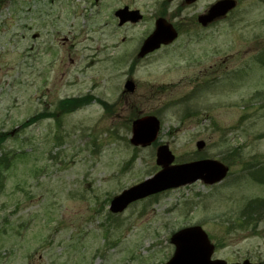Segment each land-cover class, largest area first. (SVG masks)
<instances>
[{
    "label": "rangeland",
    "instance_id": "1",
    "mask_svg": "<svg viewBox=\"0 0 264 264\" xmlns=\"http://www.w3.org/2000/svg\"><path fill=\"white\" fill-rule=\"evenodd\" d=\"M163 1L0 0V264H165L170 237L193 226L213 259L264 264V4L237 0L203 29L219 0ZM124 6L140 24L117 27ZM164 8L177 40L135 60ZM67 99L87 102L60 108ZM146 116L161 129L134 147L131 123ZM160 145L174 165L215 160L229 175L109 214V199L160 170Z\"/></svg>",
    "mask_w": 264,
    "mask_h": 264
},
{
    "label": "water",
    "instance_id": "2",
    "mask_svg": "<svg viewBox=\"0 0 264 264\" xmlns=\"http://www.w3.org/2000/svg\"><path fill=\"white\" fill-rule=\"evenodd\" d=\"M196 0H187V4H193ZM235 7L233 0H223L213 5L206 15L198 18L202 26H206L212 21L224 17ZM119 18V25L126 21L136 22L140 19L137 12H128L127 9L115 14ZM176 38V34L170 26L165 25L162 20L156 22L155 32L145 41L139 57L158 49L161 45H167ZM125 89L133 92L134 86L127 82ZM159 123L153 117L136 120L132 123V138L130 143L133 146H148L157 136ZM203 143L196 144L198 150L203 148ZM156 164L162 170L151 179L123 191L110 203V212L118 214L124 211L128 205L149 196L163 191L183 187L202 181L204 184L212 186L222 181L227 173V168L222 164L205 160L186 164L182 166L170 167L173 156L167 146L157 149ZM175 246V253L167 264H226L223 261H210L213 251L209 244L206 234L200 227H192L181 230L174 234L170 239ZM243 264H248L247 262Z\"/></svg>",
    "mask_w": 264,
    "mask_h": 264
},
{
    "label": "flooded vegetation",
    "instance_id": "3",
    "mask_svg": "<svg viewBox=\"0 0 264 264\" xmlns=\"http://www.w3.org/2000/svg\"><path fill=\"white\" fill-rule=\"evenodd\" d=\"M100 1H102V0H93V3L95 4V5H99V2ZM173 1H175L176 2V0H165V1H163V2H160V3H158L157 2V5L155 6V7H157V8H163V7H167L166 8V10H168V9H170V5H171V3L173 2ZM178 1V4L176 3V5L178 6V8H181V7H183V6H187V0H177ZM236 1V3L238 4V2H237V0H235ZM259 3H261V4H264V0H257ZM169 4V5H168ZM236 7H237V5H236ZM124 8H126V9H128V10H135V11H138L139 13H140V15H141V19L139 20V21H137L136 23H131L130 21L129 22H126V23H124L123 25H121V26H118V28L119 29H122V28H124V27H126V26H132V27H135V26H137L138 24H140L141 23V21L143 20V14L139 11V10H137V9H129V7H127V6H124L123 8H121V9H124ZM236 9V8H235ZM234 9V10H235ZM165 10V8H164V11L163 12H161V14H160V16L158 17V18H155V21H154V26H155V23H156V21L158 20V19H161L164 23H165V25H167V26H170L176 33H177V35L179 36V28H177V26H176V24H173L171 21H173V19L169 16V14H167V17H166V11ZM233 11V10H232ZM231 11V12H232ZM182 12V11H181ZM181 12H180V14H179V18H180V23H182V22H184V20H183V18L181 17L182 16V14H181ZM229 15V14H228ZM227 15V16H228ZM226 16V17H227ZM225 17V18H226ZM224 18V19H225ZM171 21H170V20ZM223 20V19H222ZM187 21V20H186ZM185 21V22H186ZM219 21H221V20H219ZM219 21H216V22H214L213 24H215V23H217V22H219ZM212 25V24H211ZM154 26H153V29H154ZM208 26H210V25H208ZM207 26V27H208ZM206 27V28H207ZM205 28V27H204ZM153 29H149V31L143 36L144 38L142 39V40H139V42H138V44H137V46H136V48H135V51H134V53H135V55L137 56V54L138 53H140V50H141V48H142V46H143V43H144V41L146 40V38L151 34V32L153 31ZM174 43V42H173ZM172 43V44H173ZM171 44V45H172ZM168 46H170V45H168ZM168 46H163V47H160L159 48V50L161 49V48H164V47H168ZM134 49V48H133ZM158 51V50H157ZM262 52H264L263 50H262ZM153 54V53H152ZM149 55H151V54H149ZM149 55H146L144 58H146L147 56H149ZM143 58V59H144ZM214 254V253H213ZM249 254H245L240 260H237V261H234V262H227V263H229V264H240V263H242V262H244V261H247V262H249L250 264H263V263H253L252 261H251V259L249 258ZM212 260H216V259H213L212 258Z\"/></svg>",
    "mask_w": 264,
    "mask_h": 264
},
{
    "label": "trees",
    "instance_id": "4",
    "mask_svg": "<svg viewBox=\"0 0 264 264\" xmlns=\"http://www.w3.org/2000/svg\"><path fill=\"white\" fill-rule=\"evenodd\" d=\"M77 101H80V102H87V100H84V99H81V100H71V99H67V100H63V101H61L60 103H59V107L61 108H68V109H70L71 108V105L73 104V103H75L76 104V102ZM80 104V103H79ZM65 105V106H64ZM2 164H4L3 163V160H2V158H0V168L2 167ZM2 174H0V176H1Z\"/></svg>",
    "mask_w": 264,
    "mask_h": 264
}]
</instances>
